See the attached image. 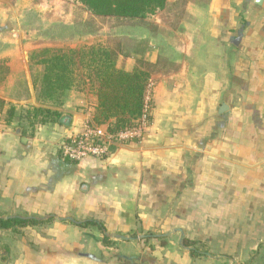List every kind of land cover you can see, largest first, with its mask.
Segmentation results:
<instances>
[{
    "label": "crops",
    "instance_id": "1",
    "mask_svg": "<svg viewBox=\"0 0 264 264\" xmlns=\"http://www.w3.org/2000/svg\"><path fill=\"white\" fill-rule=\"evenodd\" d=\"M3 1L0 98L18 110L40 106L28 70L39 44L17 33L26 28L23 0ZM178 1L126 18L136 45L123 47L117 66L158 67L140 139L116 144L106 158L63 157L61 144L92 121L89 84L68 92L61 122L33 134H23L19 115L8 124L0 113V216L61 218L0 227V250L9 248L0 264H264V0H181L175 25L167 23Z\"/></svg>",
    "mask_w": 264,
    "mask_h": 264
},
{
    "label": "trees",
    "instance_id": "2",
    "mask_svg": "<svg viewBox=\"0 0 264 264\" xmlns=\"http://www.w3.org/2000/svg\"><path fill=\"white\" fill-rule=\"evenodd\" d=\"M95 16L116 17L128 19H146L158 10L167 6V0H78ZM181 1V0H180ZM183 2V1H181ZM122 49L113 48L104 43L83 45L80 48L45 47L32 51L30 55L31 66L37 69L32 73L33 86L40 106H28L18 110L15 104H8L0 98V113L5 114L6 123L19 115L26 121L23 134H33L39 124L61 122L63 112L59 110L66 100L68 92L85 84L90 85L96 96V108L92 126H107L110 133L138 127L145 112V95L152 80V75L158 70L156 64L138 60L133 70H125L117 66L119 53ZM3 65L0 64V73ZM27 90V82H24ZM152 107H153V101ZM152 110V108H151ZM151 122V111L147 116ZM136 140V139H135ZM115 145L111 147V150ZM107 157V156H106ZM104 157V158H106ZM48 220L34 217L0 216V227L3 229H18L20 227L39 225ZM95 224L102 230L104 226L96 221H85L82 225ZM137 238L136 234L132 235ZM150 237V236H147ZM107 242L110 237L105 235ZM184 244L191 247L192 255L200 254L195 241L186 239ZM9 248L4 246L0 250L3 259L7 258ZM245 264H251L247 262Z\"/></svg>",
    "mask_w": 264,
    "mask_h": 264
},
{
    "label": "rangeland",
    "instance_id": "3",
    "mask_svg": "<svg viewBox=\"0 0 264 264\" xmlns=\"http://www.w3.org/2000/svg\"><path fill=\"white\" fill-rule=\"evenodd\" d=\"M15 1V0H14ZM24 1V2H23ZM21 6L25 10L23 31L18 33L29 44H35L38 48L29 50V66L31 73L36 71L35 66H31L30 55L32 51L42 48H73L71 44L84 41V37H93L94 43H104L113 48L133 49L136 45L135 40L126 33L128 29V19L121 18H91L86 8H83L78 0H23ZM5 3V1L0 0ZM7 2H9L7 0ZM182 2L178 1L171 7L168 16L164 17L167 23L174 24L180 16ZM169 17V19H168ZM162 34H165L164 31ZM99 39H103L99 42ZM80 43V42H79ZM87 45L82 43L81 46ZM29 46V47H33ZM80 46V47H81ZM78 48V47H77ZM19 83L20 80H17ZM23 81L16 88L17 91H23ZM204 249V248H202Z\"/></svg>",
    "mask_w": 264,
    "mask_h": 264
},
{
    "label": "built area",
    "instance_id": "4",
    "mask_svg": "<svg viewBox=\"0 0 264 264\" xmlns=\"http://www.w3.org/2000/svg\"><path fill=\"white\" fill-rule=\"evenodd\" d=\"M154 83L149 82L145 95V112L138 127L126 129L118 133H110L102 126H92L88 123L78 135L69 138L60 146L64 158L79 161L87 157L104 158L111 153V147L118 143H127L140 139L149 126L147 116L152 108V93Z\"/></svg>",
    "mask_w": 264,
    "mask_h": 264
},
{
    "label": "water",
    "instance_id": "5",
    "mask_svg": "<svg viewBox=\"0 0 264 264\" xmlns=\"http://www.w3.org/2000/svg\"><path fill=\"white\" fill-rule=\"evenodd\" d=\"M262 2V0H258V3H261ZM224 108H222V110H223ZM56 217L57 219H61L60 217H58V216H56V215H48V216H46V217H43V218H37V217H34V218H37V219H41V220H43V219H47V218H50V217ZM22 218H28V217H23V216H21ZM67 219H69V220H72V218L71 217H67ZM111 237H116V238H119V239H129V237H127V236H124V235H119V234H111L110 235Z\"/></svg>",
    "mask_w": 264,
    "mask_h": 264
}]
</instances>
